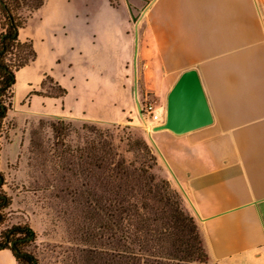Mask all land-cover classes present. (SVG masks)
Masks as SVG:
<instances>
[{"label":"crops","instance_id":"crops-1","mask_svg":"<svg viewBox=\"0 0 264 264\" xmlns=\"http://www.w3.org/2000/svg\"><path fill=\"white\" fill-rule=\"evenodd\" d=\"M146 16L164 120L189 69L213 115L186 133L145 132L156 170L187 202L211 262L264 264V0H151ZM19 38L37 57L16 72L10 112L112 124L132 116L140 32L128 0H45ZM47 75L67 94H33ZM0 264L21 263L2 248Z\"/></svg>","mask_w":264,"mask_h":264},{"label":"rangeland","instance_id":"rangeland-1","mask_svg":"<svg viewBox=\"0 0 264 264\" xmlns=\"http://www.w3.org/2000/svg\"><path fill=\"white\" fill-rule=\"evenodd\" d=\"M128 2L140 32L134 62L132 116L114 124L64 119L59 124L57 118L10 112L13 108L11 92L6 96L10 108L0 130V172L4 176L1 191L8 197V205L3 209L5 221L0 229L16 224L30 225L35 235L24 249L36 255L38 264H118L115 255L118 234L113 235L115 228H105L109 219L107 207L111 203L108 198L114 206L116 194L103 188L102 169L94 167L95 171L90 172L93 165L87 156V146L92 138L100 139L96 130L103 131V137L113 139L128 162L133 161L136 165L145 160L152 162L137 140L148 142L145 132L153 130L154 126L149 115L139 109L136 100L137 93L142 107L148 100L158 99L155 83L160 71L157 47L146 16L151 0ZM115 3L119 4L120 0ZM37 10L25 8L21 15L28 23L34 19ZM3 23L7 21L0 13V32L6 29ZM28 51V48H12L4 60L15 69ZM53 85L48 81L45 91H55ZM156 103L164 104L160 99ZM84 123L88 127L84 128ZM57 124L65 127L67 135L64 138L56 137L54 125ZM156 165L153 172L157 180L166 179L158 168L156 170ZM160 190L165 193L162 188ZM179 194L183 208L192 215ZM164 201L151 198L153 210L162 213Z\"/></svg>","mask_w":264,"mask_h":264},{"label":"trees","instance_id":"trees-1","mask_svg":"<svg viewBox=\"0 0 264 264\" xmlns=\"http://www.w3.org/2000/svg\"><path fill=\"white\" fill-rule=\"evenodd\" d=\"M116 5L115 0H110ZM45 0H0V13L7 23L0 32V130L3 119L8 113L10 103L6 101L8 92L13 100L15 96L16 72L31 63L37 57L32 40L21 41L20 29L25 27L27 20L23 19L21 11L31 7L39 9ZM28 48V53L22 56L21 63L14 69L5 62L6 55L12 48ZM54 83L55 91L47 92V82ZM68 90L47 75L42 83V89L33 90V94L60 97ZM13 105V101H11ZM59 119V124L63 123ZM83 127H88L87 123ZM56 137H65L64 126L54 125ZM100 139L92 138L88 142L87 156L93 166L89 168L102 169L101 184L108 193H115L116 204L107 207L108 221L106 229L118 234V244L115 248L118 264H219L213 263L207 253L199 226L195 218L183 208L179 192L167 179L158 181L153 172L157 164V156L147 141L140 139L137 143L152 162H141L136 165L122 157L113 139L104 138V132L96 130ZM1 148V141H0ZM80 150V149H78ZM4 176L0 172V227L4 223L3 209L8 205V197L2 193ZM165 193H162L160 189ZM160 195V196H159ZM165 200L162 213L153 210L151 198ZM153 211V213L151 212ZM116 218V221L115 219ZM34 229L28 224H16L7 229H0V249L9 248L21 264H38L34 253L24 249L34 238Z\"/></svg>","mask_w":264,"mask_h":264},{"label":"water","instance_id":"water-1","mask_svg":"<svg viewBox=\"0 0 264 264\" xmlns=\"http://www.w3.org/2000/svg\"><path fill=\"white\" fill-rule=\"evenodd\" d=\"M136 99L141 109L137 93ZM212 122L211 107L199 72L196 69H189L180 75L168 95L165 121L153 129H170L182 134Z\"/></svg>","mask_w":264,"mask_h":264},{"label":"built area","instance_id":"built-area-1","mask_svg":"<svg viewBox=\"0 0 264 264\" xmlns=\"http://www.w3.org/2000/svg\"><path fill=\"white\" fill-rule=\"evenodd\" d=\"M140 110L142 112H146L149 115L152 126H157L165 121L162 116L161 105L157 104L155 100H148L144 105H142Z\"/></svg>","mask_w":264,"mask_h":264}]
</instances>
